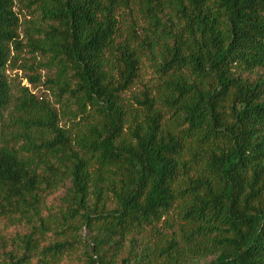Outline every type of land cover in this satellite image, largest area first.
<instances>
[{"label":"trees","instance_id":"trees-1","mask_svg":"<svg viewBox=\"0 0 264 264\" xmlns=\"http://www.w3.org/2000/svg\"><path fill=\"white\" fill-rule=\"evenodd\" d=\"M0 264H264V0H0Z\"/></svg>","mask_w":264,"mask_h":264},{"label":"rangeland","instance_id":"rangeland-1","mask_svg":"<svg viewBox=\"0 0 264 264\" xmlns=\"http://www.w3.org/2000/svg\"><path fill=\"white\" fill-rule=\"evenodd\" d=\"M18 12L20 18H22L23 15H26L23 9L22 10L19 9ZM23 55H25L24 52H21L19 55L15 52V50H12L11 51L12 58L6 69L7 79L9 81L13 94L17 92L20 86L24 85L27 86L31 92L40 95L44 99L49 100L53 105L58 106L57 104L54 103V98L51 94L50 89L46 88L44 85L30 81L29 79L30 70L25 66V61L21 59V56ZM40 73L43 78L45 71L41 70ZM133 89H136V87L134 86ZM66 120L67 119L64 118L61 120L60 123H63L64 121L66 122ZM5 125L8 126L7 130H11L12 126L10 125L8 120L5 121ZM4 135L5 134H2V137Z\"/></svg>","mask_w":264,"mask_h":264}]
</instances>
